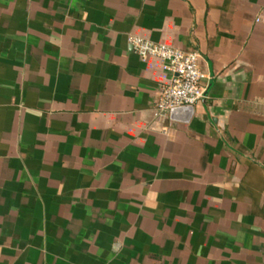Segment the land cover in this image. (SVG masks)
Segmentation results:
<instances>
[{"label": "crops", "instance_id": "obj_1", "mask_svg": "<svg viewBox=\"0 0 264 264\" xmlns=\"http://www.w3.org/2000/svg\"><path fill=\"white\" fill-rule=\"evenodd\" d=\"M0 264H264V0H0Z\"/></svg>", "mask_w": 264, "mask_h": 264}, {"label": "built area", "instance_id": "obj_2", "mask_svg": "<svg viewBox=\"0 0 264 264\" xmlns=\"http://www.w3.org/2000/svg\"><path fill=\"white\" fill-rule=\"evenodd\" d=\"M130 45L142 61L160 60L164 71L171 77L158 103L162 116L169 117L174 109L195 107L206 100L205 85L209 77L202 70L200 53L186 52L138 36L130 39Z\"/></svg>", "mask_w": 264, "mask_h": 264}, {"label": "water", "instance_id": "obj_3", "mask_svg": "<svg viewBox=\"0 0 264 264\" xmlns=\"http://www.w3.org/2000/svg\"><path fill=\"white\" fill-rule=\"evenodd\" d=\"M195 107H183L171 112V119L182 123H189L194 116Z\"/></svg>", "mask_w": 264, "mask_h": 264}]
</instances>
